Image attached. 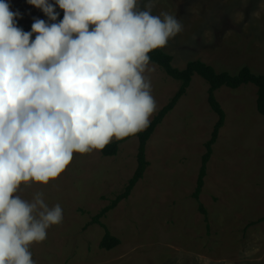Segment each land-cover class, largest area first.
Listing matches in <instances>:
<instances>
[{"label": "rangeland", "instance_id": "rangeland-1", "mask_svg": "<svg viewBox=\"0 0 264 264\" xmlns=\"http://www.w3.org/2000/svg\"><path fill=\"white\" fill-rule=\"evenodd\" d=\"M151 14L173 15L182 30L162 47L182 69L201 60L231 74L248 66L264 74V0H138ZM24 24L44 13L26 0H10ZM162 18V17H161ZM151 82L156 115L179 87L158 65ZM208 84L193 75L185 94L146 143L148 166L127 199L100 221L119 240L101 248V224L91 219L121 193L137 166L136 134L120 141L115 155L101 150L74 153L66 169L47 184H21L17 195L32 201L42 193L63 219L29 246L35 264H264V117L256 109V87L243 84L215 91L225 121L207 163L199 201L192 197L205 142L217 120L208 101Z\"/></svg>", "mask_w": 264, "mask_h": 264}, {"label": "clouds", "instance_id": "clouds-1", "mask_svg": "<svg viewBox=\"0 0 264 264\" xmlns=\"http://www.w3.org/2000/svg\"><path fill=\"white\" fill-rule=\"evenodd\" d=\"M26 2L48 18H34L31 31L0 0V264H35L29 246L63 219L42 193L17 195L21 184H47L74 153L146 128L156 110L149 53L182 30L173 15L151 14V3L141 10L138 0Z\"/></svg>", "mask_w": 264, "mask_h": 264}, {"label": "trees", "instance_id": "trees-1", "mask_svg": "<svg viewBox=\"0 0 264 264\" xmlns=\"http://www.w3.org/2000/svg\"><path fill=\"white\" fill-rule=\"evenodd\" d=\"M55 10L60 13L59 17L57 18L58 22L59 20L63 19V10L58 6H56ZM40 19L47 20L48 18L44 14ZM33 22L24 24L17 19V26L21 27L24 31H31ZM35 35L36 34H33L32 39L35 38ZM149 55L151 63L158 65L169 77L179 81V87L174 95L169 99V101L158 110L156 115L151 119L148 126L136 133L139 140L137 166L133 175L125 185L123 191L91 219L92 223L101 224V226L104 227V235L100 241L101 248L111 249L119 243V240L112 236L108 228L100 221L101 217L113 209L120 201L127 199L136 183L143 177L148 166V161L146 160L145 154L146 143L166 114H168L174 108L177 101L185 94L193 75H198L207 82V101L211 110L217 115V120L211 132L210 139L204 144L205 152L201 157V165L198 171L196 186L192 192V197L197 201L198 210L202 213L204 220H207V213L199 201V195L204 185L207 163L212 155V145L216 142L219 130L225 121V112L222 109L220 103L216 100L215 91L222 86L236 89L243 84H253L256 87V109L259 114L264 117V74L254 73L248 66L241 67L235 74H231L228 71H216L214 67L198 59L189 60L186 65L180 69L173 66L172 56L161 48L152 50ZM119 142L120 141H114L106 145L105 148L101 150L102 154L105 156L115 155ZM262 221H264V216L258 218L256 221L250 222L248 225L251 226Z\"/></svg>", "mask_w": 264, "mask_h": 264}]
</instances>
